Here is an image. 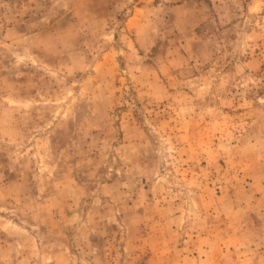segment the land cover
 <instances>
[{
  "label": "rangeland",
  "instance_id": "obj_1",
  "mask_svg": "<svg viewBox=\"0 0 264 264\" xmlns=\"http://www.w3.org/2000/svg\"><path fill=\"white\" fill-rule=\"evenodd\" d=\"M0 264H264V0H0Z\"/></svg>",
  "mask_w": 264,
  "mask_h": 264
}]
</instances>
